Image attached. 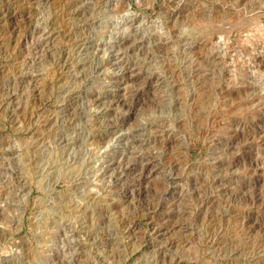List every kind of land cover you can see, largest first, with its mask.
Wrapping results in <instances>:
<instances>
[{"label": "rangeland", "instance_id": "obj_1", "mask_svg": "<svg viewBox=\"0 0 264 264\" xmlns=\"http://www.w3.org/2000/svg\"><path fill=\"white\" fill-rule=\"evenodd\" d=\"M0 264H264V0H0Z\"/></svg>", "mask_w": 264, "mask_h": 264}]
</instances>
